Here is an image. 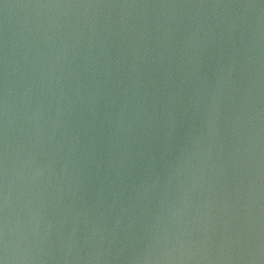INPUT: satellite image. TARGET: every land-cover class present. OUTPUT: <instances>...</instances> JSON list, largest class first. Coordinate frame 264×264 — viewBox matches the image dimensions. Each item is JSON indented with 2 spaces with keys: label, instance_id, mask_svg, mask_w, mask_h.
Returning <instances> with one entry per match:
<instances>
[{
  "label": "water",
  "instance_id": "95a60500",
  "mask_svg": "<svg viewBox=\"0 0 264 264\" xmlns=\"http://www.w3.org/2000/svg\"><path fill=\"white\" fill-rule=\"evenodd\" d=\"M0 264H264V0H0Z\"/></svg>",
  "mask_w": 264,
  "mask_h": 264
}]
</instances>
